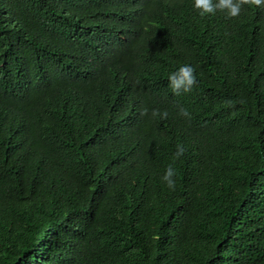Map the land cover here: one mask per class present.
I'll return each mask as SVG.
<instances>
[{"label":"trees","instance_id":"1","mask_svg":"<svg viewBox=\"0 0 264 264\" xmlns=\"http://www.w3.org/2000/svg\"><path fill=\"white\" fill-rule=\"evenodd\" d=\"M0 264H264V6L0 0Z\"/></svg>","mask_w":264,"mask_h":264},{"label":"clouds","instance_id":"2","mask_svg":"<svg viewBox=\"0 0 264 264\" xmlns=\"http://www.w3.org/2000/svg\"><path fill=\"white\" fill-rule=\"evenodd\" d=\"M250 5L261 7L264 6V0H194V7L200 10V15L204 16L206 14L214 15L217 11L225 12L226 15L231 17H236L240 14L241 7L243 5ZM169 87L172 92L176 95H180L182 92H190L192 87L196 84L195 69L188 64L181 65L176 71L172 72L168 76ZM147 109L142 110L141 114H146ZM182 115H189L186 109H181ZM153 116L158 115L157 110H153ZM163 117H167V112L161 114ZM178 151L176 153V158L183 155L184 149L182 146H177ZM175 175V171L172 165H169L165 174L162 177L164 181L167 182L169 187H174V180L172 177Z\"/></svg>","mask_w":264,"mask_h":264}]
</instances>
